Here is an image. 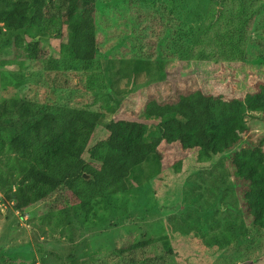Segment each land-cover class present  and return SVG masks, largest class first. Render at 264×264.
<instances>
[{"label": "rangeland", "instance_id": "obj_1", "mask_svg": "<svg viewBox=\"0 0 264 264\" xmlns=\"http://www.w3.org/2000/svg\"><path fill=\"white\" fill-rule=\"evenodd\" d=\"M94 20L96 59L103 69L99 80L95 64L84 71L77 63L64 67L60 61L52 65L42 64V59L29 61L24 51L14 48L12 32L0 28V98L38 103L48 99L54 106L102 109L117 102L114 112L106 111L100 118L90 148L107 136L111 119L155 128L157 121L141 115L149 98L168 102L178 93L198 90L243 99L264 84V0H96ZM241 20H246V27H241L242 55L218 50L214 37L230 34ZM46 32V46L58 59L60 39ZM20 70L30 73L22 84L12 85L16 83L12 75ZM3 79L12 83L6 85ZM246 121L248 133L211 163L200 160L196 150L161 144L159 159L151 158L130 172L133 193L123 208L133 214L110 219L100 232L84 230L74 209L44 216L38 205L22 214L0 194V264H79L82 257L86 264H125L115 250L134 240H152L132 255L134 264H264V231L251 227L243 209L250 247L234 253L237 247L232 241V252L227 253L222 246L207 245L210 236H203L211 234L213 226L214 232L218 230L211 225L214 212L219 222L227 214L219 183L224 180L237 200L241 197L230 157L260 142L264 150V113H251ZM189 213H196L188 222L195 225L192 229L181 223ZM163 235L166 242L160 241ZM167 245L173 258L164 253Z\"/></svg>", "mask_w": 264, "mask_h": 264}, {"label": "trees", "instance_id": "obj_2", "mask_svg": "<svg viewBox=\"0 0 264 264\" xmlns=\"http://www.w3.org/2000/svg\"><path fill=\"white\" fill-rule=\"evenodd\" d=\"M95 8L96 0H0V28L12 32L14 48L24 51L29 61L35 63L42 59L41 63L47 65L60 61L64 67L77 63L84 71L95 64L94 69L99 71L95 78L99 80L103 69L100 71L96 59ZM245 24L246 20H241L230 34L215 36L213 41L218 50L229 49L241 56L245 43L241 27L245 28ZM46 31L60 39L58 59L52 57V50L46 46ZM20 66L23 68L22 62ZM21 70L12 75L16 81L12 85L22 84L23 78L28 77L30 72ZM11 79H3L2 83L10 85ZM116 104L111 109L77 108L54 106L48 99L38 103L22 98H0V194L3 199L22 214L38 205H42L44 216L74 209L84 230L100 232L110 219L122 220L128 218L125 214H133L123 208L126 205L123 201L129 200L133 193L130 172L145 161L158 158L161 144H178L183 151L196 150L199 159L208 163L231 151L249 131L248 115L264 113V84L243 99L207 95L198 90L178 93L168 102L149 98L141 115L145 120L157 121L156 130L144 123L111 119L105 128L107 136L89 148L100 118L106 111L114 112ZM261 143L244 146L230 157L232 175L242 186L240 203L228 187L230 184L220 182L219 190L224 187L221 202H225L227 214L223 222L214 218L217 212L211 215V225L215 224L218 230L214 232L213 226L211 234L203 235L210 236L206 242L210 247L222 246L227 253L232 252L233 241L236 253L251 246L241 209L245 210L254 230L264 231ZM195 215L189 213L181 223L192 229L195 225L188 222ZM165 238L160 236V241L166 242ZM149 242L152 240H134L115 250V254L124 258L125 264H134L132 255ZM168 246H164V253L172 257ZM85 259L80 258L79 264H86Z\"/></svg>", "mask_w": 264, "mask_h": 264}, {"label": "water", "instance_id": "obj_3", "mask_svg": "<svg viewBox=\"0 0 264 264\" xmlns=\"http://www.w3.org/2000/svg\"><path fill=\"white\" fill-rule=\"evenodd\" d=\"M84 178H88L86 175H83Z\"/></svg>", "mask_w": 264, "mask_h": 264}]
</instances>
